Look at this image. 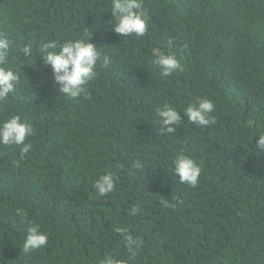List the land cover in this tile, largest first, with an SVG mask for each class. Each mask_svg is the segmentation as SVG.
<instances>
[{"label": "trees", "instance_id": "16d2710c", "mask_svg": "<svg viewBox=\"0 0 264 264\" xmlns=\"http://www.w3.org/2000/svg\"><path fill=\"white\" fill-rule=\"evenodd\" d=\"M140 12L144 36H119L111 0H0L3 66L20 77L0 122L19 115L34 129L27 153L0 144V264H99L106 253L123 264H264V153L253 150L264 133V0H143ZM85 34L102 59L86 94L69 99L40 50ZM157 53L183 71L163 76ZM197 98L213 101L215 124L187 119ZM165 103L182 117L171 134L155 117ZM178 152L201 169L195 187L173 173ZM105 172L115 190L98 197ZM32 224L48 243L25 253ZM119 228L141 239L134 256Z\"/></svg>", "mask_w": 264, "mask_h": 264}, {"label": "clouds", "instance_id": "9594fccd", "mask_svg": "<svg viewBox=\"0 0 264 264\" xmlns=\"http://www.w3.org/2000/svg\"><path fill=\"white\" fill-rule=\"evenodd\" d=\"M143 0H111V16L114 19L112 30L119 36L136 35L144 36L147 28L146 17L140 9ZM10 40L7 35L0 34V101L9 97L14 91L15 84L20 77L11 67H4L8 63ZM169 46L173 41L169 40ZM31 46H25L22 52L25 56L31 54ZM39 58L43 66L51 69L53 83L58 86V94H63L69 99L77 98L86 94L85 86L89 81L96 78V65L101 61L99 47L90 42L87 34L81 39L65 40L58 44L55 40L45 43L40 50ZM109 58L103 57V64L107 65ZM153 63L157 65L163 76H169L176 71H183V66L175 54H156ZM214 103L208 98H197L190 103L183 113L187 119L197 126H208L215 124ZM176 107L165 103L155 109V117L159 125L171 134L177 131L182 117ZM33 127L21 121L19 115H12L0 122V144L5 146L22 145L21 153H27L31 145L25 143L28 136L33 135ZM257 135V134H256ZM254 135V136H256ZM253 136V137H254ZM258 140L254 145L257 152L264 153V133L258 134ZM18 166L19 162H15ZM135 168H141L139 161L134 162ZM201 169L196 161L183 152H178L173 159V173L178 177L179 182L195 187L199 183ZM117 177L114 173L105 172L99 175L93 183V188L98 197L106 196L115 190ZM168 207L167 201L161 202ZM139 209L132 206L129 215H136ZM117 231L123 237L126 247L134 256L141 246V239L134 237L127 228H119ZM48 243V236L40 230V226L32 224L27 226L23 251L25 253L43 248ZM99 264H123L114 254L106 253Z\"/></svg>", "mask_w": 264, "mask_h": 264}]
</instances>
